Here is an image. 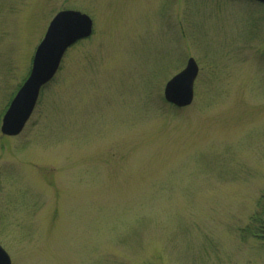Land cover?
I'll use <instances>...</instances> for the list:
<instances>
[{
    "label": "rangeland",
    "instance_id": "rangeland-1",
    "mask_svg": "<svg viewBox=\"0 0 264 264\" xmlns=\"http://www.w3.org/2000/svg\"><path fill=\"white\" fill-rule=\"evenodd\" d=\"M64 8L93 33L22 132L0 133L12 264H264V237L244 229L264 218V5L0 0V123ZM189 57L194 98L177 108L163 88Z\"/></svg>",
    "mask_w": 264,
    "mask_h": 264
},
{
    "label": "water",
    "instance_id": "water-1",
    "mask_svg": "<svg viewBox=\"0 0 264 264\" xmlns=\"http://www.w3.org/2000/svg\"><path fill=\"white\" fill-rule=\"evenodd\" d=\"M90 32L91 20L88 16L71 10L57 14L37 48L29 79L3 116L2 133L13 135L20 131L33 108L39 87L52 77L64 50ZM196 74L197 65L190 58L186 67L167 82L164 89L165 98L179 106L189 104L193 97V81ZM10 263L8 254L0 247V264Z\"/></svg>",
    "mask_w": 264,
    "mask_h": 264
},
{
    "label": "trees",
    "instance_id": "trees-1",
    "mask_svg": "<svg viewBox=\"0 0 264 264\" xmlns=\"http://www.w3.org/2000/svg\"><path fill=\"white\" fill-rule=\"evenodd\" d=\"M261 226H263V222L257 216V220L255 221V230H253L252 233L255 234V235L260 234L261 232H259V229L261 228Z\"/></svg>",
    "mask_w": 264,
    "mask_h": 264
}]
</instances>
